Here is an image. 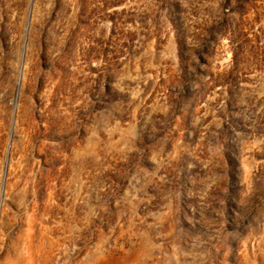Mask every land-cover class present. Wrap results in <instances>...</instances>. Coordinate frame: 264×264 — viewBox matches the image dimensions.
<instances>
[{"label": "rangeland", "instance_id": "rangeland-1", "mask_svg": "<svg viewBox=\"0 0 264 264\" xmlns=\"http://www.w3.org/2000/svg\"><path fill=\"white\" fill-rule=\"evenodd\" d=\"M0 264H264V0H0Z\"/></svg>", "mask_w": 264, "mask_h": 264}]
</instances>
